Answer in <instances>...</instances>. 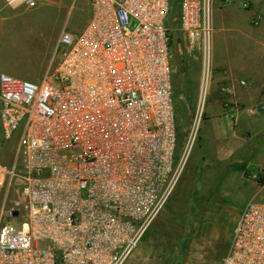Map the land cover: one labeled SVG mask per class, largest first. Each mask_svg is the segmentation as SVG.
Returning <instances> with one entry per match:
<instances>
[{
    "label": "built area",
    "instance_id": "built-area-1",
    "mask_svg": "<svg viewBox=\"0 0 264 264\" xmlns=\"http://www.w3.org/2000/svg\"><path fill=\"white\" fill-rule=\"evenodd\" d=\"M172 4L92 0L41 82L0 74V264H125L138 248L181 178L213 81V0H180L202 74L178 158ZM222 264H264V201L246 204Z\"/></svg>",
    "mask_w": 264,
    "mask_h": 264
},
{
    "label": "rangeland",
    "instance_id": "rangeland-1",
    "mask_svg": "<svg viewBox=\"0 0 264 264\" xmlns=\"http://www.w3.org/2000/svg\"><path fill=\"white\" fill-rule=\"evenodd\" d=\"M91 2L37 0L36 6L30 7L0 0V74L41 82L58 62L59 55L55 53L61 30L82 32L90 18ZM177 20L175 12L170 14L168 23L171 31L180 33L174 25ZM200 68L202 74L201 56ZM179 74L175 63L176 80ZM212 79L211 89L214 68ZM200 85L201 78L196 76L188 87L174 88L178 158L194 119ZM206 116L207 106L198 139L175 190L125 264H222L246 204L264 201V185L260 182L264 176V156H259L264 154L263 136L250 144L258 148V156L217 160L206 145L214 138L213 114L208 119ZM14 145L3 142L4 163L10 162ZM238 163L246 164L245 171L233 168Z\"/></svg>",
    "mask_w": 264,
    "mask_h": 264
},
{
    "label": "crops",
    "instance_id": "crops-1",
    "mask_svg": "<svg viewBox=\"0 0 264 264\" xmlns=\"http://www.w3.org/2000/svg\"><path fill=\"white\" fill-rule=\"evenodd\" d=\"M213 23L214 83L206 119L213 114L216 137L212 130L214 138L206 145L215 159L226 160L254 139H264V0H213ZM179 37L176 56L171 48L175 90L188 87L196 76L201 78L199 53L188 45L183 33ZM175 63L180 73L177 80ZM221 86L228 91L220 90Z\"/></svg>",
    "mask_w": 264,
    "mask_h": 264
},
{
    "label": "trees",
    "instance_id": "trees-1",
    "mask_svg": "<svg viewBox=\"0 0 264 264\" xmlns=\"http://www.w3.org/2000/svg\"><path fill=\"white\" fill-rule=\"evenodd\" d=\"M179 6H180V4H179ZM179 6H178V0H174L170 14H174L176 12L178 15V18H179V8H180ZM178 23H179V19L176 22H174V25L178 27ZM168 26H169V23H168ZM170 30H171V28H170ZM179 41H180L179 33L177 31H175V32L171 31L170 32V46H171V48H173L175 56L178 52V46L180 43ZM177 131H178V129H177ZM178 136H179V131H178ZM257 149L258 148L256 146L249 145V147H247L239 155H236V156H258L259 154L257 153ZM233 168L236 170L245 171L246 164L245 163H242V164L238 163V164H235L233 166ZM260 182L262 183V185H264V176Z\"/></svg>",
    "mask_w": 264,
    "mask_h": 264
},
{
    "label": "water",
    "instance_id": "water-1",
    "mask_svg": "<svg viewBox=\"0 0 264 264\" xmlns=\"http://www.w3.org/2000/svg\"><path fill=\"white\" fill-rule=\"evenodd\" d=\"M170 2H171V3H173V2H174V0H170Z\"/></svg>",
    "mask_w": 264,
    "mask_h": 264
},
{
    "label": "bare ground",
    "instance_id": "bare-ground-1",
    "mask_svg": "<svg viewBox=\"0 0 264 264\" xmlns=\"http://www.w3.org/2000/svg\"><path fill=\"white\" fill-rule=\"evenodd\" d=\"M18 2V1H17Z\"/></svg>",
    "mask_w": 264,
    "mask_h": 264
}]
</instances>
